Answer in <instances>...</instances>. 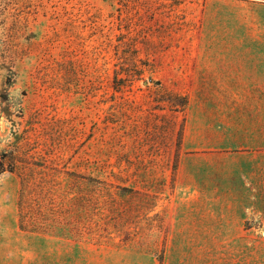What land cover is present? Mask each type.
Listing matches in <instances>:
<instances>
[{"label": "rangeland", "instance_id": "rangeland-1", "mask_svg": "<svg viewBox=\"0 0 264 264\" xmlns=\"http://www.w3.org/2000/svg\"><path fill=\"white\" fill-rule=\"evenodd\" d=\"M263 67V1L0 0V264H264V172L219 156V75Z\"/></svg>", "mask_w": 264, "mask_h": 264}, {"label": "crops", "instance_id": "crops-1", "mask_svg": "<svg viewBox=\"0 0 264 264\" xmlns=\"http://www.w3.org/2000/svg\"><path fill=\"white\" fill-rule=\"evenodd\" d=\"M219 92L231 93L230 103H232L233 99L240 97L245 100L246 104L240 107L227 106L226 111L231 112L232 121L227 119L219 121V156H228L226 153L230 150L237 154L241 160L246 161L244 165L247 170L264 172V73L236 77L219 75ZM235 93L246 94L237 96ZM223 116L228 115L225 114ZM185 161L186 158L183 161L181 160L179 177L183 174ZM207 180L212 181V177H207ZM217 180H219V177ZM5 216V214L0 215V226L7 221L8 217ZM12 220L15 222V214L12 215ZM33 231L49 234L51 242L54 243L57 242V239H53L52 236L63 237L65 229H35ZM68 231L74 232V234L70 235L77 237L71 239L86 241V239L79 238L80 234L77 229H69ZM55 246L56 250L50 249V251L43 253L46 258L45 264H63V246L57 243Z\"/></svg>", "mask_w": 264, "mask_h": 264}, {"label": "trees", "instance_id": "trees-1", "mask_svg": "<svg viewBox=\"0 0 264 264\" xmlns=\"http://www.w3.org/2000/svg\"><path fill=\"white\" fill-rule=\"evenodd\" d=\"M252 1H260V2L263 1L264 2V0H252ZM13 170H14L13 162L12 163L10 162V163H7V164H4L3 162L0 163V175L5 173V172L12 173Z\"/></svg>", "mask_w": 264, "mask_h": 264}]
</instances>
